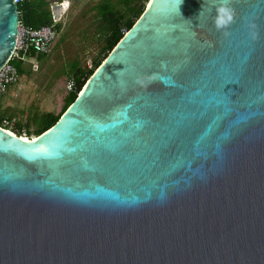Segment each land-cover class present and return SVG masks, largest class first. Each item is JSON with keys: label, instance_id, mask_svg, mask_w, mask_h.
Masks as SVG:
<instances>
[{"label": "water", "instance_id": "95a60500", "mask_svg": "<svg viewBox=\"0 0 264 264\" xmlns=\"http://www.w3.org/2000/svg\"><path fill=\"white\" fill-rule=\"evenodd\" d=\"M231 6L149 0L49 129L0 126V264H264V0Z\"/></svg>", "mask_w": 264, "mask_h": 264}, {"label": "rangeland", "instance_id": "374dc122", "mask_svg": "<svg viewBox=\"0 0 264 264\" xmlns=\"http://www.w3.org/2000/svg\"><path fill=\"white\" fill-rule=\"evenodd\" d=\"M99 1L68 0L67 5L56 1L50 3L53 19L61 25L53 52L32 64H25L29 72L9 87L0 100V114L10 116L14 121L4 122L10 130H15L16 123L26 125L35 115L61 111L68 94V78L63 69L69 58L79 56L81 65L88 67L104 47L103 41L97 40L98 19L96 11L92 10ZM36 128L37 124L32 121L29 133ZM23 135L34 137L26 132Z\"/></svg>", "mask_w": 264, "mask_h": 264}, {"label": "trees", "instance_id": "16d2710c", "mask_svg": "<svg viewBox=\"0 0 264 264\" xmlns=\"http://www.w3.org/2000/svg\"><path fill=\"white\" fill-rule=\"evenodd\" d=\"M53 1L61 2L63 0H19L17 4L20 22L29 27L50 25L58 34L61 25L53 19L50 9V3ZM147 1L148 0H101L93 5L92 10L96 11L95 17L98 19L96 27L97 40L100 42L103 41L104 43V47L92 63L93 66L91 68L82 66L79 56L69 58V61L65 64L63 71L67 78L75 83L76 88L72 91H68L61 111L59 113L50 111L44 112L40 115H35L32 119L28 120L26 125L16 123V127L13 132L18 136H23L26 132L29 135H34L33 138H35V136H39L41 133L49 129L55 122H57L63 112L77 98V95L82 90L87 80L93 75L95 70L112 51L117 42L144 12ZM55 42L57 41L55 40ZM52 52L53 49L49 54L45 55L37 53L34 50H30L26 53V57H34L37 58V60H41L42 58L49 56ZM11 64L15 66L20 78L29 72L25 69L22 59L13 58L11 60ZM1 99L2 96L0 97V100ZM7 120L12 119L10 116L6 115L5 117L0 114L1 127L9 129L8 126L4 125V122ZM32 121L37 124V128L32 134H30L29 127ZM24 126L26 131H24Z\"/></svg>", "mask_w": 264, "mask_h": 264}, {"label": "built area", "instance_id": "2783aa9c", "mask_svg": "<svg viewBox=\"0 0 264 264\" xmlns=\"http://www.w3.org/2000/svg\"><path fill=\"white\" fill-rule=\"evenodd\" d=\"M18 1L19 0H15L16 3H18ZM56 38L57 33L50 25L29 27L20 22L15 50L9 61L0 70V97L9 87L17 84L20 79L18 71L15 66L11 64V60L13 58L22 60L27 59L26 53L30 50L47 55L52 51ZM92 66L91 63L88 65V68ZM75 88V83L68 79V91H72ZM7 122L13 123L14 121L12 119L7 120Z\"/></svg>", "mask_w": 264, "mask_h": 264}, {"label": "clouds", "instance_id": "9594fccd", "mask_svg": "<svg viewBox=\"0 0 264 264\" xmlns=\"http://www.w3.org/2000/svg\"><path fill=\"white\" fill-rule=\"evenodd\" d=\"M57 2V1H56ZM62 4L68 2V0L61 1ZM58 2V3H61ZM179 3V0H177ZM212 8H214V15L211 16V21L213 27L220 31L224 36L230 35V33L227 31L228 27L232 24L233 18L235 15V11L231 6V0H211ZM67 5V3H66ZM202 11V8L200 12ZM200 12L198 16L200 15ZM58 22V21H55ZM248 34L252 40L257 39V31H256V25L254 23L248 24ZM137 82L140 83L141 81L139 78L137 79ZM10 130V129H9Z\"/></svg>", "mask_w": 264, "mask_h": 264}, {"label": "snow or ice", "instance_id": "6c2138e0", "mask_svg": "<svg viewBox=\"0 0 264 264\" xmlns=\"http://www.w3.org/2000/svg\"><path fill=\"white\" fill-rule=\"evenodd\" d=\"M152 123H155L154 118L149 117L147 120H140L139 124L142 128H148Z\"/></svg>", "mask_w": 264, "mask_h": 264}, {"label": "crops", "instance_id": "0c3cea01", "mask_svg": "<svg viewBox=\"0 0 264 264\" xmlns=\"http://www.w3.org/2000/svg\"><path fill=\"white\" fill-rule=\"evenodd\" d=\"M37 60V58H34V57H31V58H27V59H23L22 61H23V65L25 66V64H32L33 63V61H36Z\"/></svg>", "mask_w": 264, "mask_h": 264}, {"label": "bare ground", "instance_id": "6f19581e", "mask_svg": "<svg viewBox=\"0 0 264 264\" xmlns=\"http://www.w3.org/2000/svg\"><path fill=\"white\" fill-rule=\"evenodd\" d=\"M7 131H9V133H11V134H14V132L12 131V130H9V129H6ZM25 140H28V139H30V138H28V137H26V136H22ZM35 137H37V136H35ZM34 139V138H33Z\"/></svg>", "mask_w": 264, "mask_h": 264}, {"label": "flooded vegetation", "instance_id": "af4514ba", "mask_svg": "<svg viewBox=\"0 0 264 264\" xmlns=\"http://www.w3.org/2000/svg\"><path fill=\"white\" fill-rule=\"evenodd\" d=\"M149 1V0H148ZM148 1L146 2V3H148ZM145 8H146V6H145Z\"/></svg>", "mask_w": 264, "mask_h": 264}]
</instances>
